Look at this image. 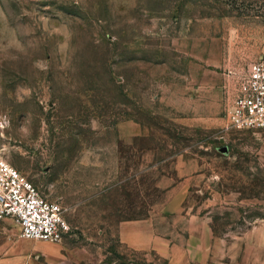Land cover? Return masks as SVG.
I'll return each mask as SVG.
<instances>
[{
    "label": "rangeland",
    "instance_id": "1",
    "mask_svg": "<svg viewBox=\"0 0 264 264\" xmlns=\"http://www.w3.org/2000/svg\"><path fill=\"white\" fill-rule=\"evenodd\" d=\"M263 56L264 0H0V157L63 205L88 264H222L179 255L178 211L264 220V131L228 119ZM133 217L147 250L119 240Z\"/></svg>",
    "mask_w": 264,
    "mask_h": 264
},
{
    "label": "crops",
    "instance_id": "2",
    "mask_svg": "<svg viewBox=\"0 0 264 264\" xmlns=\"http://www.w3.org/2000/svg\"><path fill=\"white\" fill-rule=\"evenodd\" d=\"M182 169L176 185L169 191L177 202L170 206L183 207L192 180ZM167 213H170L168 211ZM181 238L177 246L179 255L184 259L192 258L193 262L215 261L222 264H264V220L255 222L238 231L221 232L211 216L200 212H189L188 208L178 211ZM11 218L0 219V264H88L94 256L86 245L72 246L73 235H68L62 242L37 241L21 236L20 227ZM152 219L123 220L124 225L119 233L123 246L134 250H147L153 246V231L139 230V225L149 224ZM151 224V223H150ZM95 252V250H94ZM183 255V256H182ZM165 256H170L167 253ZM173 259V258H172Z\"/></svg>",
    "mask_w": 264,
    "mask_h": 264
},
{
    "label": "built area",
    "instance_id": "3",
    "mask_svg": "<svg viewBox=\"0 0 264 264\" xmlns=\"http://www.w3.org/2000/svg\"><path fill=\"white\" fill-rule=\"evenodd\" d=\"M228 119L235 129L264 131V56L251 64L241 80ZM5 218L13 219L27 239L62 242L72 232L63 205L0 157V219Z\"/></svg>",
    "mask_w": 264,
    "mask_h": 264
}]
</instances>
